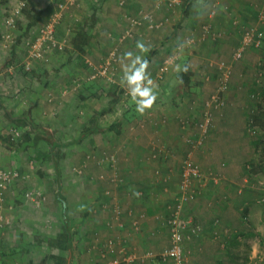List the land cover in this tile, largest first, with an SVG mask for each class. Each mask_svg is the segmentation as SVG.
<instances>
[{
    "label": "crops",
    "instance_id": "1",
    "mask_svg": "<svg viewBox=\"0 0 264 264\" xmlns=\"http://www.w3.org/2000/svg\"><path fill=\"white\" fill-rule=\"evenodd\" d=\"M84 1L89 2V0H83V4L86 6ZM92 1L94 5L96 3L95 19L91 26L85 24L89 35L88 42L85 45V54H80L86 55L89 59H99L105 54L107 55L108 49L116 47L118 62L115 61L114 70L116 71L117 68V73L121 76L120 58L126 51L138 52L135 47L136 42L142 41L149 46V51L142 55L149 61L148 71L157 85L158 91V99L153 108L141 116L135 112L132 102L125 106L116 102L108 106L102 105L104 104L102 89L99 87L88 90L84 108L77 105H74V108L69 107V110L73 109L72 117L49 123L51 126L55 125V128L62 129L63 134L72 133L75 139L89 138L91 141L86 147L87 150L90 145L97 143L101 154L105 152L107 156L114 155L116 157L112 166L101 165L99 166L101 170L94 164L90 167L92 169L94 166V169L90 170L92 180H100L99 194L102 190L105 192L109 187L111 193L107 195V200L113 199L122 204L120 222L117 225L112 224L106 230L107 236L110 235L112 229H116L112 234L122 233V235L117 234L120 235L117 243H123L128 249L132 247L140 252L169 245L168 206L177 189L182 159L189 153L191 157H194L204 176L202 181L196 182L199 189L185 205L186 212L193 215V221L200 227L198 233L187 237L184 241L185 253H189L191 264H210L207 261L211 260L212 264H239L240 259L245 262L248 258L251 263L253 255L259 252V248L261 250L259 259L264 264V245L252 236L253 234L264 236V191H261L264 190V185H259L255 177L259 172L257 170L259 157L256 155L257 149L253 144L256 140L250 135L247 138L246 135L249 128L245 100L249 99V94L245 95V83L247 85L248 79L247 74L243 75L240 71L244 68L241 67L242 64L247 65L245 67H249L248 65L251 64L245 60L243 63L234 65L229 87L224 93L225 100L221 105L206 108L202 100L197 101L195 98L213 88L208 84V81H203V70L199 66L201 64L200 53L215 51L226 53L230 46L235 48L241 41L244 32L239 26L243 27L254 16L258 17L260 10L257 12L256 9L264 8V0H218L217 3H212V7H214L213 4L219 3L214 16L209 14V10L212 8L209 4L213 0H194L187 10V14L184 11V5L182 9L179 7L169 9L165 5L159 7L157 0ZM3 8L5 6L0 5V27L3 24V14L6 12V9ZM144 13H151L155 21H166V29L151 27L148 25L149 21L142 20L140 25L134 27L131 36L122 38L125 30L129 27L128 16L135 17ZM188 13L191 15L192 21L184 24L187 22ZM197 15L199 16L196 17ZM205 22L214 27L216 33L213 32V36L202 30V25ZM188 24L197 33L196 49L182 51V55L185 56L183 60L189 65L192 72V80L188 94L183 96L185 93L180 92L184 98L186 97V100H182V102L185 101L183 105L182 102H179L178 105L176 103V105H166L162 99L166 98L172 89L163 94L161 85L158 83L159 68L156 69V67L158 58L161 56L156 55L158 50L156 48H159L158 42H163L176 35L180 37L179 29L184 28L185 25L187 27ZM180 25L181 27H179ZM169 29L170 31L167 33ZM167 35L170 37L166 38ZM182 38L181 42L185 44L186 36ZM150 53H154V57L150 56ZM161 53L160 49L159 54L161 55ZM154 69H156L155 72ZM217 74L218 71L215 68L211 72L215 81ZM255 80L256 82H253L258 85L260 80L258 78ZM179 88L178 85L176 91L178 96L180 95ZM52 89L55 91L57 88ZM124 93L127 94L126 91ZM34 95L40 97L38 90L31 91L30 88H26L21 91L19 97H24L28 108L19 113L12 109L10 101L1 94V104L5 107L0 109L3 110L4 115L8 112L18 115L27 114L34 122L50 127L47 118H44L42 113L48 109L47 107H53V105L44 104L42 99L37 103H32L35 101ZM95 95L97 96L95 97ZM117 96H119L118 93ZM19 97L17 96V98ZM249 102L251 101L246 102L247 106ZM203 104L204 108H202ZM79 107L83 108L85 114L96 113L97 116H93V121L89 119L91 115H87V118H80L76 114ZM122 107L126 110L123 113L118 112L119 115H116L117 111L115 110L121 111ZM111 109L114 111L110 112V119L109 116L106 119L99 116ZM208 109L212 114V120L206 131H202L199 122L203 119L204 111ZM231 113L235 115L236 119L235 134L230 132L227 122L228 114ZM74 115L77 117L74 118ZM120 117H123V120L119 130L114 132L110 124L118 121ZM105 124L110 129L109 133L101 132L103 136L96 138L100 131L108 128L104 127ZM85 126H91V128L88 134L82 136V129ZM53 129L51 128L49 131H52L56 136ZM45 137L40 133L38 139L45 140L47 139ZM94 137L95 140L92 139ZM231 140H235V142L232 143ZM6 151L14 152L15 150H9L0 144V153L5 155ZM98 172H105V176H97ZM74 189L80 190L81 188ZM133 191L140 192L139 198L132 195ZM59 192L65 201L59 198ZM52 195L61 202L62 206L71 202L69 197L68 200L65 199L61 181L56 192ZM103 195L105 193L102 194V197ZM22 208L23 212L19 209H15L13 213L9 211L12 220L22 219L26 216L24 210H28V208L26 206H22ZM110 212L111 209H107L106 219L111 217ZM66 213L68 216V211ZM77 215L79 214L77 213ZM69 218L73 222L70 216ZM75 218L76 216L74 220ZM83 223L85 229L82 231L86 232L85 235L88 238L89 223L87 220ZM12 235L14 236V234ZM218 236L220 239H217ZM1 238L0 262L17 264L18 262L13 259L14 253L23 249L21 239L17 240L19 245H13L9 230L5 231L2 240ZM24 252L26 253V248ZM25 253L20 264H29L30 262ZM163 262L171 263V260Z\"/></svg>",
    "mask_w": 264,
    "mask_h": 264
},
{
    "label": "rangeland",
    "instance_id": "2",
    "mask_svg": "<svg viewBox=\"0 0 264 264\" xmlns=\"http://www.w3.org/2000/svg\"><path fill=\"white\" fill-rule=\"evenodd\" d=\"M217 1L218 0L210 1L209 6L212 7V3H217ZM27 2L30 3L34 9L42 11L40 19L35 23L31 22L27 12L23 10L22 0H8L5 3H0V5L5 6L3 9H6V12H4L5 15L3 14L2 19L3 24L0 27V93L3 97H6V100L10 101L11 106L13 107L12 109L15 112L20 113L28 108L26 107L24 97H19L21 91L26 88H30L31 91L38 90L40 97L34 95L33 99L35 101L32 103H37L42 99L44 104L53 105V107H47L48 109L42 113L43 117L47 118L48 124L54 120L57 121L58 119L72 117L73 109L69 110V107L74 108V105H77L84 108V104L87 101L86 91L94 90L95 88L98 89L100 87L102 89V95H104V104L102 105H110L113 101V97L116 96L117 93L119 95V100H117L116 103H121L125 106V104L131 102L128 95L124 93L126 90L121 87V76L117 73V68L116 71H114L112 80L90 78L91 73L98 65L105 61L110 51H116L115 61L118 62L116 47L108 49L109 51L107 55L105 54L102 58L89 59L86 55H82L73 49L70 43V37L78 24L81 23L91 26L94 23L96 3L94 5L92 0H89V2L84 1L86 5L84 6L83 0H73V2H65V0H27ZM59 3L64 4V6L60 7ZM163 5L166 6L164 3H159L158 6L162 7ZM166 7L168 8V6ZM182 7L179 8L182 9ZM256 10L257 12L260 10L258 17L254 16L252 20L246 23L247 25L239 27L242 31L250 28L259 29V31L262 32L263 38L258 45H247L244 48L241 57L237 60L233 59V53L241 41H239L236 47L234 46L235 48L230 46L228 52H226L227 54L221 53L220 51L200 53L201 58L199 60L202 65L200 64L199 66L200 69L203 70V81H208V84L213 87L210 90L214 92L218 79L224 70L229 71L226 84L227 87L225 89V91H227L233 74L232 70L234 65L243 63L245 60L251 64L248 65L249 67H245L247 65L242 64L241 67L244 68L243 70H240L243 75L247 74L248 79L247 85L245 83V95L249 94V99L245 101H251L248 103V106L245 102L246 111L248 113L247 121L249 128L247 129L248 134L246 135L247 138H249L250 135L256 140L253 144L254 148L257 149L256 155L259 157H257V170L259 172L256 173L255 177L259 185H264V8ZM54 12H59L56 19H52ZM188 15L187 22L184 24L192 21L190 19L191 15L189 13ZM9 16L13 18V23L11 24L6 22V18ZM198 16L199 15L196 17ZM157 21H163L158 29L163 28L165 30L166 21ZM51 22H53V35L55 39L61 43V46H49L42 57H30L28 41L35 40L39 31L41 32L40 28H45ZM179 27H181V25ZM183 27L184 28L179 29L178 31L180 37L177 35L175 37L167 35L166 38L170 37V39L158 42V46L162 50L161 55L159 54L160 49L156 48L158 49L156 55H158V57L161 56L158 58L156 69L160 67L163 59L167 55L170 54L174 56L170 71H168L162 78L161 76H158V83L161 85L163 94L167 93V90L169 91L170 89H172L173 92V94L170 92L166 98L162 99L166 105L175 103L178 105L183 99L186 100V97L184 98L183 96L188 94L187 92L182 96L180 93L182 91L181 87L178 91L181 96H178V93L176 92L178 87L177 74L179 73L176 69L178 66L182 68L185 64V60H183L185 56L182 55V51L187 49H192V51H194L196 49L197 33L193 27L190 28L189 24L187 27L186 25ZM169 31L170 29L167 30V33ZM184 36H186V38L194 36L195 41L191 44H184L186 46L181 49L179 45L182 44L181 40ZM150 56L154 57V53H150ZM220 64H222L221 67L219 66ZM215 68L218 71L216 81L213 76H211V72L214 71ZM156 69L153 71L155 72ZM254 78L260 80L258 85L255 84L256 80ZM257 86L258 88H256ZM52 88L57 89L54 91ZM256 90L262 91L259 99L251 97V93ZM209 91L198 97H194L197 101L202 100V103H205L213 93L212 91V93ZM224 93L223 97L225 100ZM17 96L19 98H17ZM96 96L97 95H95V97ZM183 102L181 103L182 105ZM82 107H79V111L76 113L80 118H87V115H91L89 119H92L93 116H97L96 113L85 114ZM202 108H204V104ZM122 109L123 110L121 111L115 110L117 111L116 115H119V113H123L126 110L123 107ZM112 111H114V109L106 111L99 116L103 117V119H106L107 116H109L110 119V112ZM73 117L76 118L77 116L74 115ZM228 118L229 119L226 120L229 124V130L235 134V115L232 113L228 114ZM71 121L72 119L70 122ZM50 127L52 129L54 127L53 130L56 135L54 137L57 138L60 143V147L56 150V161L50 156V145L48 144L47 139H39L35 146H28L24 150L14 152L6 151L5 155L0 153V169H10L18 172V176L8 182L3 194L7 222H5L4 227L0 229V235H2V238H0L2 240L5 231L9 230L10 235L12 236L11 243L13 245H19L17 240L21 239L23 249L20 252L14 253L15 257L13 259V261L18 262L17 264H20V260L25 253V248L26 258L30 259L29 264H42L43 257H46L48 263L60 261L62 258H68L69 264H107L108 261L112 259L111 257L113 255L108 251L106 242L109 239H112L116 243L119 242L118 238L122 233H117L120 235L112 234V232L116 230L112 229L110 231L111 236H107L106 230L111 227L112 224L117 225V223L120 222L122 204L113 199L107 200V195L111 193L109 187L106 189V191H108L107 194L106 191L103 192L104 190L99 194L100 180H92L90 177V170L94 169V166L100 168L99 166L101 165L106 166L107 164L112 166L113 164L109 160H106L105 152L101 154L98 150L99 144L96 143L90 145L87 150L86 147L89 145V141H91L89 138L75 139L74 136H72V133L63 134L62 129L55 128V125L53 124L52 126L50 125ZM104 127H108V125L105 124ZM23 129L24 128L19 127L12 123V121L8 120L4 115L3 110L0 109V131L2 133H12L14 136H17ZM57 130L58 132L56 133ZM109 131V127L100 131V133L96 135V138L103 136L101 135V132L109 133ZM92 139L95 140V137ZM230 142L233 143L235 140H231ZM192 158L194 159L193 156ZM92 164H94V166L91 169L90 167ZM56 167H58L60 171V181L65 199L68 200V197L71 199V202L66 204V211H68L69 214L68 217L70 216L73 220L70 225L72 250L70 249L69 251H67L64 246L65 242L58 241V233L62 230L64 218L61 213L63 211L61 202L57 201L53 197L54 195H52V193L56 192L58 188L54 179ZM104 173L105 172H98L97 176L102 175V177H104ZM74 188L81 189L76 190ZM30 191L33 192L31 197H28L26 193ZM35 191L40 192V195L37 194L39 197L36 196ZM103 193H105V195L102 197ZM176 195L177 189L173 194V199ZM186 203L183 205L182 216L184 218L191 217L193 219V215L187 213L185 210ZM22 206L28 208V210H24L26 216L22 219L16 218L15 220H12L9 211L13 213L15 209H19L23 212ZM107 209H111V217L108 219H106ZM119 210L120 214L118 216L116 213ZM77 213L79 215H77ZM75 216L76 218L74 220ZM85 220H87L90 227L88 238L85 235L86 232L82 231L85 229L83 223ZM136 231H138V229H136ZM12 234H14V236ZM252 236L256 241L259 240V243L264 245L263 235L253 234ZM163 247H161V249ZM129 248L137 253L140 252L132 247ZM260 254L261 250L259 248V252H256L253 255V261L251 263L250 258H248L245 262H243V259H240L239 264H262L259 259ZM185 255V264H191L189 261V253H185ZM207 263L212 264V260L207 261ZM0 264H3V262H0ZM122 264L171 263L153 258L145 259L144 262L133 261Z\"/></svg>",
    "mask_w": 264,
    "mask_h": 264
},
{
    "label": "built area",
    "instance_id": "3",
    "mask_svg": "<svg viewBox=\"0 0 264 264\" xmlns=\"http://www.w3.org/2000/svg\"><path fill=\"white\" fill-rule=\"evenodd\" d=\"M73 2V0H65V2ZM159 3H164L168 8L174 9L181 6L182 0H157V5ZM60 7H63L64 4L59 3ZM214 10H212L213 12ZM59 12L53 13V18L56 19ZM129 27L125 30L122 38L131 36L133 34L134 27L140 25L142 20L149 21V26L151 27H160L163 21H155L154 17L151 13H144L139 16L131 17L128 16ZM56 21V20H55ZM7 23H13V18L11 16L6 18ZM55 23V22H54ZM53 22L49 23L45 28H40L41 32L37 35L36 39L33 41H28V51L29 56L32 58L42 57L44 52L47 50L49 46L60 47L61 43L55 39L53 35ZM208 24L203 25V31L208 30ZM262 32L259 29L250 28L244 30L242 34V39L239 46L233 53V59L237 60L241 57L244 48L250 44L258 45L262 40ZM195 41L194 36H190L185 39V44H191ZM116 60V51H110L109 55L98 65L94 71L91 73L90 78L92 79H108L112 80V76L114 75V67ZM174 61V56L167 55L159 69L158 75L163 77L170 69L172 63ZM222 64L219 66L221 67ZM228 70H224L219 78V82L216 86L215 92L211 95V97L205 101V107L209 108L219 106L223 103L222 97L220 93L225 89L227 80H228ZM260 90L253 91L251 93V97L260 98L261 97ZM214 105V106H213ZM212 114L208 110H205L203 113V119L199 122V126L202 128V131H206L207 127L211 123ZM255 130V129H253ZM112 164L116 161V157L114 155L105 156ZM18 176V172L12 171L10 169H0V229L4 227L5 222H7L5 207L3 202V194L5 188L13 178ZM203 173L199 167V165L195 162V160L188 153L182 159V166L180 171V178L178 181L177 195L174 197L172 203H170L169 214L167 219V227L169 232L170 242L169 245L163 247L162 249H147L140 253H137L133 250L128 249L123 243H116L112 239H109L106 243L108 246V251L112 253V259L108 261L107 264H122L133 261L144 262L145 259H158L160 261L171 260V264H185L186 255L184 249V241L187 237L198 233L200 227L197 223L193 221L191 217L184 218L182 216L183 205L191 199L199 189V185H196V182H200L203 179ZM114 180V179H112ZM33 191L26 193L28 197H31ZM40 195L39 191H35ZM108 191H106V194ZM120 210L116 213L119 216ZM135 226V224H134ZM220 239L218 236L217 239ZM115 253V255H114Z\"/></svg>",
    "mask_w": 264,
    "mask_h": 264
},
{
    "label": "trees",
    "instance_id": "4",
    "mask_svg": "<svg viewBox=\"0 0 264 264\" xmlns=\"http://www.w3.org/2000/svg\"><path fill=\"white\" fill-rule=\"evenodd\" d=\"M8 0H0V3H5ZM23 1V10L27 12V15L31 19L32 23L37 22L40 19V16L42 14L41 10L34 9L30 3L27 2V0H22ZM194 0H182L180 8L184 5V11L187 13V10L190 8L191 4L193 3ZM218 4H214V7H212L209 10L210 15H215L216 13V6ZM212 10H214L212 12ZM204 24H208L209 28L206 33L210 34L213 36V32L216 33L214 27L208 23L205 22ZM203 25H202V30H203ZM242 31V30H241ZM88 33L85 28L84 24H78L77 27L74 29L73 34L70 37V43L72 45V48L78 51L79 53H85V45L88 42ZM183 67H187L188 71L187 73H184L183 71H180L177 74V79H178V85L181 87L182 91L184 93H187L189 91L190 83L192 80V72L190 71V67L187 63H185ZM182 77L183 82H180V78ZM117 100H119V96H114L113 101L111 103L114 104ZM1 99H0V108L5 107L3 104H1ZM5 116L12 121L15 125L24 128L22 132L14 136L12 133H2L0 132V144L5 146L9 150H15V151H20L26 149L28 146H35L37 142L39 141L38 136L41 134L45 135L48 141V144L50 145V156L56 161L57 160V148L60 147L59 140L54 137L52 131H49V127L38 124L34 122L32 119L28 117L27 114H11V112H8L5 114ZM123 120V117H120V119L110 125V127L114 130V132H117L119 130V126L121 125V122ZM93 121V118H92ZM252 122V121H250ZM251 125V123H250ZM91 126H85L82 129V136H85L86 134L89 133ZM87 130V131H86ZM55 181L59 187L60 185V171L59 168L56 167L55 169ZM59 198L62 199L63 201L64 198L59 192ZM62 217L64 218V225L62 227V230L58 233V241H63L65 248L67 251L71 249V243H72V237H71V228L70 225L72 224L71 219L67 216L66 213V204L62 206ZM42 264H69V259L68 258H62L60 261H54L52 263H48L46 261V257L42 258Z\"/></svg>",
    "mask_w": 264,
    "mask_h": 264
},
{
    "label": "clouds",
    "instance_id": "5",
    "mask_svg": "<svg viewBox=\"0 0 264 264\" xmlns=\"http://www.w3.org/2000/svg\"><path fill=\"white\" fill-rule=\"evenodd\" d=\"M185 46L184 44L179 45L181 49ZM135 47L138 52L126 51L120 58L119 62L121 63L122 71L120 84L126 90L129 99L134 105L135 112L143 116L155 105L158 99V91L157 85L148 71L149 61L142 55L149 51V46L142 41H137ZM176 70L177 72L183 71L187 73L188 68H180L178 66ZM180 82H183L182 77ZM132 195L139 198L140 192L133 191Z\"/></svg>",
    "mask_w": 264,
    "mask_h": 264
},
{
    "label": "bare ground",
    "instance_id": "6",
    "mask_svg": "<svg viewBox=\"0 0 264 264\" xmlns=\"http://www.w3.org/2000/svg\"><path fill=\"white\" fill-rule=\"evenodd\" d=\"M226 87H227V85H226ZM226 87H225V89H226ZM225 89L220 93V95H221V97H222V100H223V103H224L223 93H224ZM214 92H215V91H214ZM214 92H213V93H214ZM213 93H212V94H213ZM212 94H211V95H212ZM211 95H210V97H211ZM210 97H209V98H210ZM209 98H208V99H209ZM208 99H207V100H208ZM195 223H196V222H195Z\"/></svg>",
    "mask_w": 264,
    "mask_h": 264
}]
</instances>
